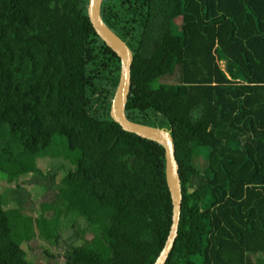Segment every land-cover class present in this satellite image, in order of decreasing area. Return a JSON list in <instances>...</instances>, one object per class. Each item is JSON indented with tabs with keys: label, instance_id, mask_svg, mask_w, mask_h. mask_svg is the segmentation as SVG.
Wrapping results in <instances>:
<instances>
[{
	"label": "trees",
	"instance_id": "trees-1",
	"mask_svg": "<svg viewBox=\"0 0 264 264\" xmlns=\"http://www.w3.org/2000/svg\"><path fill=\"white\" fill-rule=\"evenodd\" d=\"M87 5L0 0V264H37L21 183L55 208L34 218L61 248L51 264H153L168 235L164 149L112 119L120 59ZM100 15L132 53L126 117L173 138L182 202L164 264H264V0H102ZM176 30L180 60L164 43ZM19 236L33 248L8 260Z\"/></svg>",
	"mask_w": 264,
	"mask_h": 264
},
{
	"label": "water",
	"instance_id": "water-1",
	"mask_svg": "<svg viewBox=\"0 0 264 264\" xmlns=\"http://www.w3.org/2000/svg\"><path fill=\"white\" fill-rule=\"evenodd\" d=\"M102 0H88L87 15L89 21L99 37L109 46L120 59L119 80L114 92L110 115L112 119L127 132L136 134L157 142L164 149L165 178L170 193L172 204L171 224L165 243L153 264H164L178 233V224L181 212V180L179 176V165L175 156V146L169 130L129 120L125 115V105L131 87V63L132 53L126 43L114 33L102 20L100 6Z\"/></svg>",
	"mask_w": 264,
	"mask_h": 264
},
{
	"label": "rangeland",
	"instance_id": "rangeland-1",
	"mask_svg": "<svg viewBox=\"0 0 264 264\" xmlns=\"http://www.w3.org/2000/svg\"><path fill=\"white\" fill-rule=\"evenodd\" d=\"M176 23H178V18L174 19ZM176 30L173 32L172 37L166 38L164 41L165 46L169 49L172 50V53H174L175 58L177 60L181 59V47L180 44H178L179 39L178 37H175L174 34H177ZM223 66V64H222ZM172 81H175V77L169 78ZM202 127L204 128V123L202 124ZM79 174L78 173H72V174H64L61 173L57 176V180H61L62 182L66 184H73L76 180H78ZM35 184H30V183H21V186H19L16 190V195H20V199L22 201V223L25 227L31 228L34 230V239L36 240V246L37 248L33 250V253L35 254L34 261L37 264H51L54 261L53 255L58 253L61 248L59 246H55L54 244L48 242V241H43L38 239L36 235L38 234V230L36 227H34V218L40 213V212H47V211H52L54 210V206L43 200L41 198V194L43 193L42 188L39 185ZM12 186L15 188V184L11 183L10 185L8 184V187ZM61 217V214H59ZM62 225V224H61ZM112 231L115 233L116 236L120 237L121 229L118 225H112ZM71 233V228H65L62 230L61 234L63 236H67ZM91 235L87 234V237H90ZM24 236H19L17 238H8V240L4 239L1 243V246H3V250L5 252L6 258L8 260H17L21 258V256L25 253H28L31 248H33V244L29 245L27 244L26 247V241H25ZM34 245V246H35ZM43 253V255H42ZM197 261H199V256H197Z\"/></svg>",
	"mask_w": 264,
	"mask_h": 264
}]
</instances>
